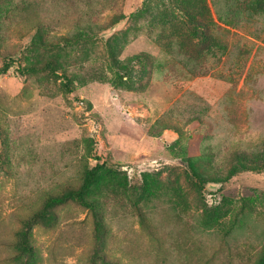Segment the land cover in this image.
Returning a JSON list of instances; mask_svg holds the SVG:
<instances>
[{
	"label": "rangeland",
	"instance_id": "obj_1",
	"mask_svg": "<svg viewBox=\"0 0 264 264\" xmlns=\"http://www.w3.org/2000/svg\"><path fill=\"white\" fill-rule=\"evenodd\" d=\"M263 150L264 0H0V264H256Z\"/></svg>",
	"mask_w": 264,
	"mask_h": 264
},
{
	"label": "trees",
	"instance_id": "obj_2",
	"mask_svg": "<svg viewBox=\"0 0 264 264\" xmlns=\"http://www.w3.org/2000/svg\"><path fill=\"white\" fill-rule=\"evenodd\" d=\"M8 68V64L6 63L3 67V71ZM35 70L33 65L25 66L23 69H18V72H32ZM57 68L54 65H50V73L52 75H56ZM64 81L63 86L67 93H72V81L69 77L65 74L63 75ZM98 161L101 159L97 154L93 155ZM234 163L232 166V173L231 175L243 171V170H250V171H261L264 168V150L263 152H259L258 154L253 155L251 158L247 157H237L234 159ZM102 164L99 162L95 163V165L86 166L84 170V174L82 177V181L78 187L75 188H66L61 194L58 195H51L42 204V208L39 211L33 213L30 219H28L25 223L27 229L35 222H44L48 224L53 220L52 210L55 207L62 206L69 202H73L78 204L79 206L87 209L91 212L93 216V221L95 226H99L100 220L98 216L97 206L96 203L89 198V193L94 189L96 186L100 173H101ZM23 236L27 235V232L24 231L22 233ZM21 246L24 251H27L29 247L26 245L25 242H21ZM256 264H264V253L260 256Z\"/></svg>",
	"mask_w": 264,
	"mask_h": 264
}]
</instances>
